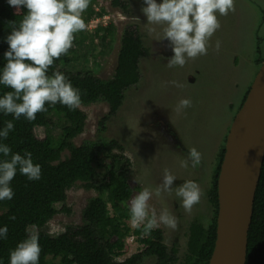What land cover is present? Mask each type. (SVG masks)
<instances>
[{
  "label": "rangeland",
  "instance_id": "374dc122",
  "mask_svg": "<svg viewBox=\"0 0 264 264\" xmlns=\"http://www.w3.org/2000/svg\"><path fill=\"white\" fill-rule=\"evenodd\" d=\"M111 1L90 0L83 13L87 28L75 34L73 60L69 67L76 71L91 70L102 79L112 78L123 30L129 24H137L148 49L140 61L143 77L138 85L126 91L122 107L104 122V127L101 121L110 109L107 102L80 104L79 108L87 114V121L84 131L74 142L78 146L92 141L120 143L132 161L129 173V183L133 187L131 199L143 187H158L165 169L178 177L173 181V187L182 184L184 179L199 184L201 200L190 212L183 209L174 191L161 192L159 197L154 194L149 201L157 213L167 207L177 217L174 229L164 225L158 228L163 232L169 252L177 251L178 260L174 264H185L190 225L197 220L206 226L212 217L209 189L217 159L226 146L243 97L262 65L258 59L264 57V0H234V11H229L226 16L217 11L221 26L210 38L207 54L187 58L183 66L175 67L167 65L173 55L170 42L167 38L159 40L164 34L163 26L147 23V17L141 11L143 0H126L130 6L128 14L114 7ZM109 24L113 26V34L102 39L104 31L100 28ZM150 28L153 30L149 31ZM217 41L219 49L216 48ZM172 81L179 82L182 87H176ZM182 97L190 98L192 104L177 110ZM55 117L57 127L52 132L60 138L65 120ZM36 133L44 137L46 129L37 128ZM192 147L202 153L201 164L196 168L190 163L184 166ZM105 152L95 163L98 179L111 165ZM68 155L65 151L62 158ZM99 195L98 190L87 189L80 182L75 184L67 191L66 201L56 204L59 212L48 223V231L58 235L67 228L83 226L89 201ZM30 232L37 233V229L31 228ZM127 244L118 260L128 258L144 247L132 236L127 237ZM53 261L58 264L59 258ZM141 264L158 263L156 257L147 256Z\"/></svg>",
  "mask_w": 264,
  "mask_h": 264
},
{
  "label": "trees",
  "instance_id": "16d2710c",
  "mask_svg": "<svg viewBox=\"0 0 264 264\" xmlns=\"http://www.w3.org/2000/svg\"><path fill=\"white\" fill-rule=\"evenodd\" d=\"M111 2L123 13H129L130 6L126 0ZM15 11L6 0H0V66L5 63L3 53L8 45L3 38L11 31L9 22H19L27 9L22 8L17 14ZM112 27L109 24L100 28L104 31L102 39L113 34ZM72 53L73 47L67 54L54 60L48 70L49 74L54 70L65 74L81 90V104L107 102L110 109L109 114L101 121L104 127V122L122 107L126 91L142 80L140 61L148 53V49L139 26L129 24L124 28L115 74L110 79H102L91 70L71 69ZM263 61L264 57L258 59L259 63ZM10 90L0 85V95ZM248 92L244 95L240 108ZM46 108L47 111L36 114L35 120L28 121L23 116L14 120V130L3 141L13 152L23 154L24 150L30 151L33 161L40 164L42 173L39 180L29 181L17 171L11 181L14 197L0 201V226H8L7 238L0 240V260L3 264H8L9 250L31 233V228H36L39 234V264H55L53 260L57 258L58 264H141L147 256L156 257L158 264L176 263L177 251L173 249L172 253L169 252L161 229L156 228L144 235L140 229L130 227L129 201L133 187L129 183V173L132 161L125 155L123 146L115 140L92 141L78 146L74 139L84 131L87 114L79 107L69 110L60 103L46 104ZM55 116L65 120L60 138H56L52 132L57 127ZM7 120H13L11 114L0 113V127ZM37 128L46 129L44 137L37 135ZM65 151L69 155L63 159ZM104 151L108 153L111 165L106 174L98 179L95 163ZM225 152L226 146L219 153L209 189L212 217L206 226L197 220L191 223L185 264H209L213 254L219 213L218 178ZM79 182L87 189L98 190L101 195L89 201L84 212L83 226L67 228L63 233L52 235L47 226L59 212L56 204L65 202L67 191ZM63 210L70 211L66 208ZM128 236H134L144 247L128 258L118 260L128 247ZM50 256L51 259L48 258ZM246 264H264V161L248 233Z\"/></svg>",
  "mask_w": 264,
  "mask_h": 264
},
{
  "label": "clouds",
  "instance_id": "9594fccd",
  "mask_svg": "<svg viewBox=\"0 0 264 264\" xmlns=\"http://www.w3.org/2000/svg\"><path fill=\"white\" fill-rule=\"evenodd\" d=\"M17 14L26 8L23 18L9 22V31L3 38L8 47L3 53L5 63L0 66V85L11 89L0 95V113L13 117L0 127V201L11 200L15 193L11 187L17 171L29 181L41 178V166L33 161L32 153L24 150L13 152L3 141L14 130V120L22 116L35 120L38 112L47 111L46 104L60 103L69 110L81 104V90L74 86L68 77L58 70L49 74L54 60L67 54L72 47L75 35L87 28L83 18L90 0H6ZM141 11L150 25H162L163 37L170 42L173 55L169 67L183 66L187 58L205 55L208 42L220 28L217 11L226 16L234 11V0H143ZM153 29H149L152 31ZM220 43L217 41L216 48ZM176 87H182L172 81ZM192 101L182 97L177 110L190 107ZM202 153L195 147L188 150L184 166L192 168L201 164ZM178 177L165 169L158 187H143L130 202L129 224L132 229H140L144 235L164 225L177 226V217L167 208L157 210L149 201L161 192H173L186 212L201 200L202 189L191 179H184L173 187ZM15 217H11L14 219ZM8 226H0V240L6 239ZM41 248L39 234L28 233L15 248L9 250L8 264H39ZM0 264L3 261L0 260Z\"/></svg>",
  "mask_w": 264,
  "mask_h": 264
},
{
  "label": "water",
  "instance_id": "95a60500",
  "mask_svg": "<svg viewBox=\"0 0 264 264\" xmlns=\"http://www.w3.org/2000/svg\"><path fill=\"white\" fill-rule=\"evenodd\" d=\"M264 161V61L228 134L218 178L217 238L209 264H246Z\"/></svg>",
  "mask_w": 264,
  "mask_h": 264
},
{
  "label": "built area",
  "instance_id": "2783aa9c",
  "mask_svg": "<svg viewBox=\"0 0 264 264\" xmlns=\"http://www.w3.org/2000/svg\"><path fill=\"white\" fill-rule=\"evenodd\" d=\"M132 237H134V236H132Z\"/></svg>",
  "mask_w": 264,
  "mask_h": 264
}]
</instances>
